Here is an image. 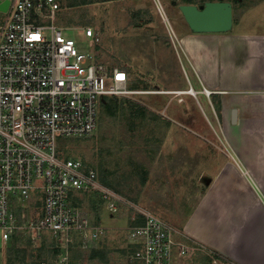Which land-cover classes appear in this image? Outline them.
<instances>
[{
  "label": "built area",
  "instance_id": "2783aa9c",
  "mask_svg": "<svg viewBox=\"0 0 264 264\" xmlns=\"http://www.w3.org/2000/svg\"><path fill=\"white\" fill-rule=\"evenodd\" d=\"M8 1L0 10V264H9L2 254L24 233L48 234L66 262L71 247L97 249L114 228L135 247L126 264H172L187 252L175 238L180 232L103 183L94 166L60 151L64 139L98 127L99 99L163 91L129 87L124 69L95 61L60 27L43 23L58 0ZM119 217L125 225H109Z\"/></svg>",
  "mask_w": 264,
  "mask_h": 264
},
{
  "label": "rangeland",
  "instance_id": "374dc122",
  "mask_svg": "<svg viewBox=\"0 0 264 264\" xmlns=\"http://www.w3.org/2000/svg\"><path fill=\"white\" fill-rule=\"evenodd\" d=\"M58 1L60 8L48 17H41L43 23L60 27L66 37L74 39L79 50L91 54L95 61L124 69L129 87L140 85L148 90L165 91L135 95L127 98L124 104L119 98L106 97L109 102L104 106L99 99L98 127L88 136L64 139L61 155L83 159L132 205L171 221L175 218V210L183 202L191 201L178 200L179 195L196 192L198 186L207 183L201 181L230 158L204 88L196 79L192 88L186 87L187 84L183 88L168 86V80L171 76L176 78L177 72L166 69L163 62L168 59L171 66L176 61V65L179 63L165 24L174 27L181 4L200 7L204 0H159L167 16L166 22L152 0ZM248 3L240 0L238 6L244 7ZM42 13L49 14L48 8ZM89 26L95 33L92 36L85 33ZM155 46H162L164 52L152 54L150 49ZM123 53L129 58L133 56V61L129 60L132 64L118 58ZM178 68L185 81V72ZM145 85L147 87H143ZM190 88L194 94L188 92ZM185 96L191 100L187 101ZM204 125L208 131L203 130ZM126 213L135 214L133 208L127 209ZM110 224L125 225V218L119 217ZM33 235L36 236L24 233L20 242H15L17 238L13 240L10 252L6 247V253L2 254L3 262L33 264L35 257L38 264L42 261L45 264H100L102 261L100 254L92 258L89 251L79 254L74 252L76 247H71L68 260L64 262L65 253L56 247L48 234L40 239ZM125 236L126 231L120 228H114L104 236L97 249L104 250V264H126L131 246ZM202 254L200 252L199 256ZM190 258L189 254L180 255L178 262L184 263Z\"/></svg>",
  "mask_w": 264,
  "mask_h": 264
},
{
  "label": "crops",
  "instance_id": "0c3cea01",
  "mask_svg": "<svg viewBox=\"0 0 264 264\" xmlns=\"http://www.w3.org/2000/svg\"><path fill=\"white\" fill-rule=\"evenodd\" d=\"M152 1L166 22L162 6ZM227 1L232 23L226 31H194L181 13L175 16L174 27L165 24L179 62L171 66L163 60L166 69L177 72L167 85L192 88L196 79L210 91L209 102L230 154L201 181L206 184L193 194L179 195L178 200L191 201L180 203L174 219L163 218L180 232L175 238L188 244L186 254L191 256L180 263L176 253L172 264H264V0H246L244 7L238 6L240 0ZM150 51L164 52L162 46ZM127 55L118 58L133 61ZM177 66L185 72L186 82ZM210 254L217 255L216 262L210 261Z\"/></svg>",
  "mask_w": 264,
  "mask_h": 264
},
{
  "label": "water",
  "instance_id": "95a60500",
  "mask_svg": "<svg viewBox=\"0 0 264 264\" xmlns=\"http://www.w3.org/2000/svg\"><path fill=\"white\" fill-rule=\"evenodd\" d=\"M8 3L0 1V10H6ZM179 9L194 31H226L232 23V6L227 0H206L200 7L185 3Z\"/></svg>",
  "mask_w": 264,
  "mask_h": 264
},
{
  "label": "trees",
  "instance_id": "16d2710c",
  "mask_svg": "<svg viewBox=\"0 0 264 264\" xmlns=\"http://www.w3.org/2000/svg\"><path fill=\"white\" fill-rule=\"evenodd\" d=\"M204 1H206V0H204ZM143 87H147V85H145V86H143ZM138 88H140V85H138ZM115 98H119V99H121V101H122V103L124 104L125 103V100L127 99V98H124V97H115ZM111 99H113V97H111ZM108 102H109V100L108 101H106L105 103H104V106H106L107 104H108ZM216 110H217V113H218V115L220 114V110H219V106L216 104ZM100 175V174H99ZM101 178V177H100ZM101 180L103 181V183H105V184H107V185H110L108 182H107V180H105L104 178H101ZM111 186V185H110ZM111 187H113V186H111ZM16 239V238H15ZM14 239V240H15ZM17 241H15V242H20V241H18V240H20L19 238H17L16 239ZM42 240H44V238L42 239ZM130 251H129V253L131 252V251H133V249H135V247H133V245H131L130 244ZM10 250H11V248H9L8 249V251L10 252ZM74 252H79V254L80 253H82V252H80V250H78V249H75L74 250ZM90 252V255H91V257L93 258L94 256H96L97 254H100V257L102 258V261L106 258V255H105V253H104V250H97V249H92V250H90L89 251ZM73 253V252H72ZM213 258H211V256H209V259H210V261L212 260V259H216L217 258V255L216 254H210ZM219 258V260L220 261H222L223 263L224 262H226V260H225V258L223 259L222 257H218ZM100 261V264H104L105 262L103 261ZM10 263H13V262H9V264ZM40 263V262H39ZM21 264H23V263H21ZM33 264H38V262L36 263V257L34 258V262H33Z\"/></svg>",
  "mask_w": 264,
  "mask_h": 264
},
{
  "label": "bare ground",
  "instance_id": "6f19581e",
  "mask_svg": "<svg viewBox=\"0 0 264 264\" xmlns=\"http://www.w3.org/2000/svg\"><path fill=\"white\" fill-rule=\"evenodd\" d=\"M188 92H190V93L194 94V92H193V89H191V90H188Z\"/></svg>",
  "mask_w": 264,
  "mask_h": 264
}]
</instances>
